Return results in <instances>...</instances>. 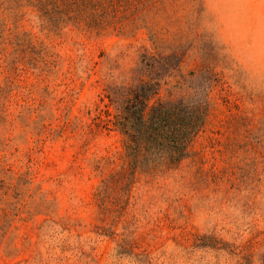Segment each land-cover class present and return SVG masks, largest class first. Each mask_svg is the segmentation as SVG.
Returning a JSON list of instances; mask_svg holds the SVG:
<instances>
[{
  "label": "rangeland",
  "instance_id": "374dc122",
  "mask_svg": "<svg viewBox=\"0 0 264 264\" xmlns=\"http://www.w3.org/2000/svg\"><path fill=\"white\" fill-rule=\"evenodd\" d=\"M24 10L0 9V264H264V0H118L101 34ZM145 51L180 60L152 101L211 110L176 168L130 176L105 89Z\"/></svg>",
  "mask_w": 264,
  "mask_h": 264
},
{
  "label": "trees",
  "instance_id": "16d2710c",
  "mask_svg": "<svg viewBox=\"0 0 264 264\" xmlns=\"http://www.w3.org/2000/svg\"><path fill=\"white\" fill-rule=\"evenodd\" d=\"M27 8L35 9L41 19L55 27L80 24L95 34L118 32V0H0V9L17 20L24 17ZM4 32L2 29L0 33ZM171 57L176 56L142 52L133 69L139 76L105 89L116 110L113 123L123 137V156L133 170L130 176L135 170L156 174L176 168L189 154L191 142L210 113V94L200 89L178 98L152 101L170 70L179 66L180 60L176 66H169ZM196 75L189 72L178 85L193 81ZM130 181L128 178L127 184Z\"/></svg>",
  "mask_w": 264,
  "mask_h": 264
}]
</instances>
